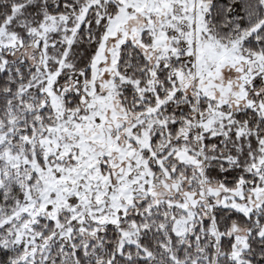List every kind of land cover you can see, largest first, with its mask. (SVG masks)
Wrapping results in <instances>:
<instances>
[{"label": "snow or ice", "instance_id": "1", "mask_svg": "<svg viewBox=\"0 0 264 264\" xmlns=\"http://www.w3.org/2000/svg\"><path fill=\"white\" fill-rule=\"evenodd\" d=\"M0 264H264V0H0Z\"/></svg>", "mask_w": 264, "mask_h": 264}]
</instances>
